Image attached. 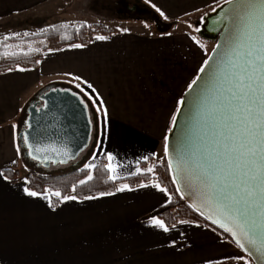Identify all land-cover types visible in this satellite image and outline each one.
<instances>
[{"label": "crops", "instance_id": "0c3cea01", "mask_svg": "<svg viewBox=\"0 0 264 264\" xmlns=\"http://www.w3.org/2000/svg\"><path fill=\"white\" fill-rule=\"evenodd\" d=\"M117 1L0 0V32L59 22L103 23L117 29L93 34L79 49L72 44L48 48L41 62L25 71L16 67L0 72V173L18 162L17 131L26 118L28 103L47 88L60 87L77 94L95 121L92 160L96 164L105 157L107 164L106 154L111 153L119 176L114 195L59 201L53 205L55 211L44 198L51 199V193L24 194L27 174H21L20 166L15 181L0 176V264H206L208 260L238 264L227 258L244 253L212 227L184 219L165 223L168 232L150 226V214L169 201V193L151 186L163 187L155 178L133 186L124 180L137 168L147 172L149 166L154 171L147 173L154 176L156 165L163 161V137L172 126L177 102L214 45L211 37L196 29L224 0H127L147 7L168 24L158 29L139 17H124L129 12L120 11ZM98 35L108 39L96 40ZM193 36L203 48L193 42ZM74 76L97 89L108 109L109 135L102 134L97 93ZM45 84L49 86L40 89ZM99 140L103 143L98 145ZM121 184L131 190L116 192Z\"/></svg>", "mask_w": 264, "mask_h": 264}, {"label": "snow or ice", "instance_id": "6c2138e0", "mask_svg": "<svg viewBox=\"0 0 264 264\" xmlns=\"http://www.w3.org/2000/svg\"><path fill=\"white\" fill-rule=\"evenodd\" d=\"M224 3L230 6L222 18L227 22L224 43L217 44L213 49L216 56L203 61L198 71L204 76L197 75L187 85L186 96L195 92L190 101L194 109L189 117L190 127L188 133L180 138L174 154L170 151L169 136L164 135V155L168 157V171L180 198L191 199L188 206L227 233L231 239L226 242L234 243L244 253L227 259L237 261L238 264H253L254 258L255 264H264V0H224ZM153 7L167 19L160 8L155 5ZM95 39L103 41L108 37L98 35ZM191 39L203 48L195 36ZM71 47L79 49L84 45L72 44ZM39 51V48H30L29 52L23 54ZM73 78L87 83L80 76ZM77 87H80L79 83ZM87 87L97 93V112L103 121L102 134L107 136L111 133L107 106L91 83H87ZM177 103L182 105L185 101L181 99ZM180 110L179 107L176 109L177 112ZM176 120L177 116L173 114L171 124L175 125ZM172 130L168 128L169 132ZM24 143L33 147L27 136L24 137ZM102 143V140L97 141L98 145ZM48 150L47 147L34 146L35 153ZM51 150L58 151L56 148ZM36 158L33 155V159ZM106 158L108 163L104 167L110 173L108 179L115 181L119 179L111 163L115 157L107 153ZM59 162L63 163L62 160ZM95 167L92 163L85 165L87 169ZM146 171L153 172V166H149ZM139 173L141 169L137 168L132 174ZM92 179L93 175L89 172L79 183L83 185ZM25 183L28 181L25 180ZM151 186L167 195V189L158 183ZM140 187L148 185L141 184ZM125 190H131L129 185L121 184L116 188V192ZM23 191L29 197L42 195L28 187ZM44 192L48 193V189ZM50 195L61 197L59 191ZM112 195L114 193L110 191L99 193L100 197ZM44 198L48 200V207L55 211L50 196ZM97 198L85 197L87 200ZM76 199L74 195L63 196L60 202ZM168 200L171 203L170 195ZM149 223L164 232L169 231L165 222L157 216L150 217ZM206 264H225V261L208 260Z\"/></svg>", "mask_w": 264, "mask_h": 264}, {"label": "water", "instance_id": "95a60500", "mask_svg": "<svg viewBox=\"0 0 264 264\" xmlns=\"http://www.w3.org/2000/svg\"><path fill=\"white\" fill-rule=\"evenodd\" d=\"M117 4L120 11L126 10L130 12L133 10L134 14L149 15L161 26L168 25L147 7L138 4L130 6L127 0H118ZM229 7V5L222 3L202 19L200 32L214 40V45L206 59L216 56L213 49L217 44L222 45L224 43V28L227 22L222 18L225 10ZM197 75L204 76V74L199 72ZM187 92L188 89L184 91L181 97L185 103L179 105L181 110L175 113L177 120L175 125L171 126L173 130L171 132L168 131L167 134L170 138V151L173 154L180 138L188 133L190 127L189 117L194 111L190 101L195 92L192 95L186 96L185 93ZM26 112L24 123L18 131V144L20 149H23L25 156L33 158V155H36V159L41 162L43 167L52 169L65 164L68 160L75 159L86 150L92 136V123H90L91 118L86 105L77 94L66 88H47L39 93L37 98L28 103ZM25 136L28 137L29 144L33 145L32 148L24 143ZM35 145L47 147L49 150L47 152L41 151L40 153H35ZM52 148H56L58 151H52ZM165 158L168 164V157ZM61 160L63 163L59 162ZM184 201L188 205L192 202L189 198H185ZM206 221L212 224L210 220ZM213 226L223 232L217 225ZM225 234L228 235L227 233ZM253 263L255 264L254 258Z\"/></svg>", "mask_w": 264, "mask_h": 264}, {"label": "trees", "instance_id": "16d2710c", "mask_svg": "<svg viewBox=\"0 0 264 264\" xmlns=\"http://www.w3.org/2000/svg\"><path fill=\"white\" fill-rule=\"evenodd\" d=\"M45 30L47 31L42 30L36 33H28L29 35L22 37L25 41H33L35 39H44L46 41L45 44L39 47L40 51L38 53L31 52L29 55L23 54L29 51H17L13 52L16 53V55H12L13 53H11L5 56L3 54L5 44L9 41L17 40L18 37L10 36L7 39H1L0 72L11 70L16 67H35L37 65L36 61L41 58L42 52L48 48H59L73 43L86 44L95 33H111L117 29L103 23L86 24L84 22H77L74 24L57 23ZM25 158L28 159V163L30 164L32 157L26 156ZM140 164L143 165L144 162L142 161ZM105 165V157H101L94 169H87L84 166H80L58 174H51L48 172V169L43 166L39 168L34 166L33 169L29 168L27 170V186L35 191H44L45 189H48L49 193L59 191L61 197H51L53 205H56L63 196L74 195L77 198H83L99 194L100 192H112L115 190V183L119 181V179L115 181L109 180V173L104 167ZM89 172L93 175V179L81 185L79 183L80 180L85 179ZM2 173L9 180L15 181L18 174V162L15 161L12 167L2 170ZM151 178L157 179V181L167 189V192L171 196V203L168 201L166 204L158 207L150 214L151 216H157L167 225H171L180 219L198 222L212 227L224 238L230 240L228 235L207 222L202 215L190 208L184 199L180 198V194L176 192V185L172 183V177L168 171L165 155L163 161L156 165L154 176L147 172H141L125 177L124 180H126L130 186H133ZM73 185H75V191H73Z\"/></svg>", "mask_w": 264, "mask_h": 264}, {"label": "rangeland", "instance_id": "374dc122", "mask_svg": "<svg viewBox=\"0 0 264 264\" xmlns=\"http://www.w3.org/2000/svg\"><path fill=\"white\" fill-rule=\"evenodd\" d=\"M133 4H138V3H132V5ZM113 8L114 7H111V9H113ZM206 9H208V6H206L203 9H200L198 12L205 11ZM198 12L196 13V15L198 14ZM124 17H139L142 20L144 19L149 24H153V26L156 29H158L157 27H161V25H159L158 23H156L154 20H152V18H150L149 15H146V14H140V15L135 14V15H131L130 13H128V14H125ZM59 23L68 24V23H63V22H59ZM55 24H57V23H55ZM72 24H74V23H72ZM50 26H52V25L45 26V27H41V28H38V29L37 28H34V29H26L25 28V29H19V30L11 31V32H0V40L1 39H5V38L7 39L10 36H17L18 37L17 40H15V41H9V42H7L5 44L4 49H3V54L6 56V55H9V54H11L13 52H17V51H29L30 48L31 49L39 48L41 45H43V44L46 43V41L44 39H35L33 41H25L22 37L25 36L24 33H36V32H40V31L45 30L46 28H48ZM15 34H19V35H15ZM47 86H49V85H46V84L45 85H42L40 87V89L41 88H44V87H47ZM36 93H38V91ZM89 111H90V109H89ZM95 132H96L95 131V126L93 124L92 136L90 138V141H89V143L87 145L86 150L83 153H80V155L77 156L75 159L68 160L65 164H63L61 166H58V167H55V168H52V169H48V172H50L51 174H58V173H61V172H65V171H67L69 169L75 168V167H80V166H84L85 167V165L86 164H89V163L95 164L94 161L92 160L93 153H94V149H95ZM17 135H18V131H17ZM18 142H19V139H18ZM18 147H19V145H18ZM19 149H20V147H19ZM25 157L26 156H24L23 149H20L19 155H18V166H20V169H21L20 172H21V174L23 176L25 174H27V170L29 168L30 169H33V167L35 166L34 164H31V163L29 164L28 163V159L25 158ZM98 162H96V164ZM36 168H39V167H36Z\"/></svg>", "mask_w": 264, "mask_h": 264}, {"label": "flooded vegetation", "instance_id": "af4514ba", "mask_svg": "<svg viewBox=\"0 0 264 264\" xmlns=\"http://www.w3.org/2000/svg\"><path fill=\"white\" fill-rule=\"evenodd\" d=\"M132 5V3H130V6ZM131 15H135L134 14V12H133V10H131L130 12H129ZM31 161V164H34L36 167H42V164H41V162L39 161V160H37V159H31L30 160ZM33 162V163H32Z\"/></svg>", "mask_w": 264, "mask_h": 264}]
</instances>
